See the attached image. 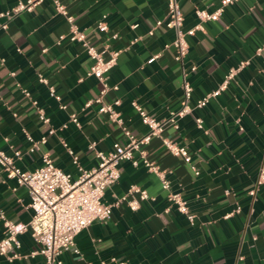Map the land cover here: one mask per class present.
I'll list each match as a JSON object with an SVG mask.
<instances>
[{
	"label": "crops",
	"instance_id": "0c3cea01",
	"mask_svg": "<svg viewBox=\"0 0 264 264\" xmlns=\"http://www.w3.org/2000/svg\"><path fill=\"white\" fill-rule=\"evenodd\" d=\"M16 1L0 0V12ZM61 1L98 49L108 43L119 51L108 72L109 83L118 87L109 89L103 100H120L115 108L136 134L148 127L133 100L161 118L180 105L184 69L194 104L217 87L230 67L243 59L248 62L205 105L193 106L177 129L167 126L163 131L187 146L197 174L161 138L153 136L144 145L149 159L165 171L171 189L186 199L195 214L193 222L167 198L159 177L141 159L137 164L121 160L120 175L105 189L103 200L113 201L132 183L151 197L141 199L134 209L125 200L112 206L108 219L95 220L76 235L82 258L66 250L60 254V264H264V182L254 195L248 192L264 164V49L256 53L264 41V0H235L223 6L217 19L202 21V28L187 35L189 48L182 62L174 58V30L154 26L157 18L164 17L167 0ZM178 1L184 29L198 22L195 7L214 10L221 4V0ZM99 19L107 22L106 31L96 27ZM67 32L68 23L51 0L8 19L0 15V148L8 154L20 149L22 157L15 162L22 169H33L41 154L48 152L55 165L76 174L78 164L89 168L97 163L95 150L107 151L114 141L125 139L121 127L99 112L95 103L84 106L98 94L100 83L86 74L93 59L84 47L67 37L58 38ZM192 64L195 69H190ZM39 72L65 107L38 80ZM31 97L44 108L49 122L39 119ZM72 112L77 113L79 126L70 120ZM196 117L202 118L201 126ZM50 127L54 132L48 134ZM25 131L35 139L46 134L47 139L29 152ZM63 141L77 155V163ZM91 141L93 148L88 146ZM134 155L138 157L137 151ZM29 201L27 188L0 170L4 215L27 223L32 214ZM3 233L0 217V236ZM18 236L19 251L25 255L12 260L0 255V264H43L40 254L27 255L36 246L30 231Z\"/></svg>",
	"mask_w": 264,
	"mask_h": 264
},
{
	"label": "built area",
	"instance_id": "2783aa9c",
	"mask_svg": "<svg viewBox=\"0 0 264 264\" xmlns=\"http://www.w3.org/2000/svg\"><path fill=\"white\" fill-rule=\"evenodd\" d=\"M43 0H17L10 8L1 11L0 15L10 18L12 15L21 11L32 10L37 4ZM55 11L62 14L68 23V32L60 34L59 39L67 37L71 41H78L86 50L87 54L93 59V62L86 74L94 75L100 83L99 92L95 97L85 101L84 106L91 104L97 105L99 112L105 113L107 118L118 124L125 136L123 141L116 140L107 151L95 150L97 163L89 168L78 164L77 173L73 174L65 171L55 165L52 157L48 152L41 154V162L33 169H22L15 160L22 157V151L13 148L11 154L6 153L0 148V170L5 171L7 177H12L17 184L24 185L27 188L30 201L29 207L32 209L30 220L27 223L13 221L6 217L0 210V217L3 220L4 233L0 236V255L5 256L8 260L20 257L19 247L21 241L19 234L29 230L36 246L30 249L27 255L42 256L43 264H60V254L63 251L70 250L82 258L80 249L76 245V235L91 222L95 220L105 221L110 217L112 206L118 205L122 201H126L130 208H136L141 199L151 197L148 191L136 183H132L126 192L116 197L111 202L103 200L105 189L112 185L120 175L118 163L121 160H131L133 164H137L138 160L153 171L160 179L161 185L167 190V198L172 201L176 208L184 213L190 222L194 220V213L189 209L186 199L180 191L171 189L170 181L165 176V171L159 167L157 163L149 159L144 147L153 136L161 138L166 148L174 155H180L184 161L190 164L194 173L199 170L192 162L191 153L185 144H180L172 138L163 134L165 127L171 126L175 129L179 127L180 119L188 113L193 106L201 107L206 104L210 97L216 96L224 89L229 80L234 77L236 71L248 62V59L239 61L237 66H232L225 73L222 81L217 87L205 93L202 97L196 99L194 104L190 103L192 86L185 78V69L183 71V97L179 107L172 109L169 113L161 118L148 113L137 101L133 100L132 104L139 113L141 121L148 127V130L142 134L134 133L125 123L120 112L115 106L120 102L118 98L111 101H104V94L111 88L116 89L117 83H109L108 72L116 64L119 51L113 49L108 43H104L101 49H98L88 38L84 29L80 28L75 22L74 15L70 13L61 0H51ZM235 0H221V4L214 10H208L203 7H195L194 12L198 17V22L192 27L184 29L183 11L178 0H167V10L163 18H157L154 26L164 25L174 30V38L172 44L175 48L174 58L182 62L189 48L187 35L193 34L196 29L202 28V21L217 19L223 9V6ZM2 23L1 26H5ZM136 24H132L135 26ZM99 30L106 31L108 29L107 22L99 19L96 22ZM148 32L153 33V27ZM115 36V34H113ZM264 49V41L257 46L256 53H260ZM157 54H154L156 56ZM196 65H190V69H195ZM39 81L47 84L50 95L59 101L60 107H65V103L61 101V96L56 93L55 88L48 82L46 76L39 72L37 74ZM22 91L29 95L27 89ZM31 102L36 108L39 119L43 122H49V116L45 113L44 108L38 104L37 99L31 97ZM70 120L79 126L77 113H70ZM198 126L202 125V118L195 119ZM54 132V128L48 129V134ZM26 137L30 141L27 151L32 152L39 148V144L45 142L47 135L43 134L35 139L30 133L26 132ZM69 153L72 154L73 162L77 163V155L63 141ZM95 141L89 143V147L93 148ZM137 151L138 157L134 155ZM264 182V164L260 166L259 175L248 192L254 195L256 187ZM130 196V197H129ZM153 198V197H152ZM230 213H227L228 216ZM115 260V257H111ZM124 264V262H119Z\"/></svg>",
	"mask_w": 264,
	"mask_h": 264
}]
</instances>
